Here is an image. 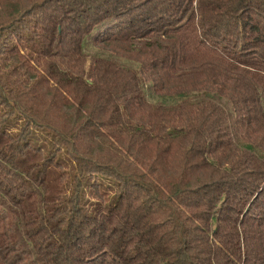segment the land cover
Listing matches in <instances>:
<instances>
[{"label":"trees","instance_id":"trees-1","mask_svg":"<svg viewBox=\"0 0 264 264\" xmlns=\"http://www.w3.org/2000/svg\"><path fill=\"white\" fill-rule=\"evenodd\" d=\"M0 264H264V0H0Z\"/></svg>","mask_w":264,"mask_h":264},{"label":"rangeland","instance_id":"rangeland-1","mask_svg":"<svg viewBox=\"0 0 264 264\" xmlns=\"http://www.w3.org/2000/svg\"><path fill=\"white\" fill-rule=\"evenodd\" d=\"M87 66H89V63H88V65Z\"/></svg>","mask_w":264,"mask_h":264}]
</instances>
